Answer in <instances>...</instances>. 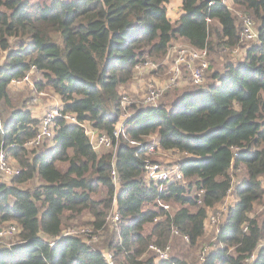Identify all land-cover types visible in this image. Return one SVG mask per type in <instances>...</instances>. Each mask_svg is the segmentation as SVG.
<instances>
[{
    "label": "trees",
    "instance_id": "trees-1",
    "mask_svg": "<svg viewBox=\"0 0 264 264\" xmlns=\"http://www.w3.org/2000/svg\"><path fill=\"white\" fill-rule=\"evenodd\" d=\"M169 2L0 0V152L20 168L10 184L0 182V231L10 221L19 229L15 243L0 247V264H108L101 250L112 251L115 264H190L178 254L156 261L148 246L176 237L192 247L209 210L233 188L231 168L244 178L204 264H246L253 252L250 264H264V218L251 215L264 199V0H231L256 23L257 38L245 40L241 60L224 63L201 85L190 82L169 102L122 108L135 67L162 61L175 41L206 48L207 61L210 51L243 45L242 26L239 32L219 0H181L177 20L168 18ZM27 75L35 92L53 93L60 112L76 121L57 119L50 145L25 146L39 118L11 81ZM124 110V133L114 139ZM83 124L113 146L94 149ZM150 147L177 156L180 179L149 180L146 164L157 163ZM114 202L118 231L103 227ZM85 215L89 227L102 230L101 246L62 235Z\"/></svg>",
    "mask_w": 264,
    "mask_h": 264
},
{
    "label": "built area",
    "instance_id": "built-area-1",
    "mask_svg": "<svg viewBox=\"0 0 264 264\" xmlns=\"http://www.w3.org/2000/svg\"><path fill=\"white\" fill-rule=\"evenodd\" d=\"M228 1L230 0H219L221 4H223L225 7L228 4ZM230 4V3H229ZM230 7V5H229ZM226 8L228 11H230V8ZM241 18L243 21L242 24V36L244 39L249 41H254L257 38V31L254 28V22L251 19V17L241 14ZM174 58H173V64L171 65L169 69V77L164 82V84L160 86H149L145 92V96L143 98L144 103L155 105L157 100L160 96L163 95L164 91L166 89L173 88L176 86L180 80L181 74H182V66H186L189 69L190 74V82L194 85H201L205 82V72L208 68V61H207V50L206 48L202 49H195L189 45L183 46V47H174ZM144 66H147L149 68H154L155 65L151 62H145L144 64L137 65L135 67L136 69L143 68ZM11 83L18 87L17 85H20L22 83L23 85H26L29 83L28 75L25 76L21 80H12ZM129 99L128 97L123 96L121 99V107L125 108L128 104ZM129 114V113H128ZM124 119L127 116V114H123ZM58 118L65 119L69 121L71 124L75 123V118L72 115H66L64 116L60 109H51L47 112H45L42 117L39 119V124L37 126V131L34 137L27 141L26 144H30V147H37L43 143V141L52 138L54 134V126L55 122ZM123 119V120H124ZM123 120H120L121 123L117 122L116 125L113 128V136L114 139H117L121 134L124 133L122 126H123ZM86 136L89 138L90 143L94 149L99 148H110L113 146V139L110 138L105 133H99L94 128L90 127L87 124L82 125ZM130 143L133 144L135 147H143V143L131 141ZM153 150L152 147L148 149L149 152ZM145 174L149 178V180L153 181H166L171 179L170 171L166 170L161 167L158 163H151L148 162L145 167ZM13 171L15 173L20 172V168L11 165L5 158L4 152H0V176H8ZM16 174V175H17ZM173 176L175 179L181 178V173L178 171L177 168L173 169ZM110 180L112 184L115 187V193L120 190V180L119 176L117 174V171L113 167L110 173ZM229 193V191H228ZM227 193V194H228ZM165 209L168 208V205H162ZM217 223V217L214 215H209L204 223V230H206L208 227H212ZM120 224V214L117 210L116 202L113 203L111 209L108 211V213L105 216L104 225L103 227L106 229L108 228L111 231H118ZM18 226L15 223H10L7 228L0 231V237L2 236H10L12 237L15 235V233L18 232ZM218 232V230H217ZM89 233V234H88ZM172 235H179V232L176 229H172ZM63 236L71 235V236H77L82 237L84 235H88L86 238H83L86 242H98L102 239V230H91L85 227L76 226L71 227L62 233ZM182 237L185 240H188L187 236L182 235ZM264 244V242H262ZM215 244L207 245L203 247L202 252L199 256V264H204L206 255L209 251L213 250ZM148 250L152 251L156 254L155 260H166L169 258V254L171 251V246L169 243H167L163 247H159L155 244H150L148 246ZM103 257L105 261L108 264H115L113 259V252L109 250H101ZM255 252H253L246 260V264H250L254 258Z\"/></svg>",
    "mask_w": 264,
    "mask_h": 264
},
{
    "label": "rangeland",
    "instance_id": "rangeland-1",
    "mask_svg": "<svg viewBox=\"0 0 264 264\" xmlns=\"http://www.w3.org/2000/svg\"><path fill=\"white\" fill-rule=\"evenodd\" d=\"M175 2L177 3V0H170V3L172 5H174ZM230 5L231 6L229 7V1H228L226 8L229 7L230 8L229 12L233 13L235 18H237L236 24H237L239 32H240V27L243 24V21L241 18V14L243 12L242 13L237 12V10L234 8L233 4H230ZM167 6L169 7V3L167 4ZM181 12H182L181 6L176 5L175 9L170 8V10L167 12V15H168V18L170 20H177L180 17ZM255 24H254V28L256 29ZM245 40L246 39H244V37L242 36V33H241L239 41L243 42V45L239 44L233 48L225 47V49H219V50L216 49L215 51H210L209 57H208L209 67H208L207 72L205 73V79L207 77V80L209 81V77L212 75V73H214L216 70H220L224 63L237 62L238 60H241L243 57V52H244L246 46H248V42H246ZM251 42L252 41H250L249 43H251ZM244 43H247V44H244ZM186 45H187V43H185V42L175 41L171 45L172 48L169 49L167 56L162 61L156 62V61L148 60V61L154 63V65H155L154 68L151 69L147 66H144L143 68L134 70L133 78L131 79L130 84H128V86H126V88L123 89L122 95L125 97H128V99H129V102L126 105V107L128 105L130 107L131 106H138V105H141V106L150 105V104L144 103V100H143L147 88L149 86H160V85L164 84V82L169 77V69H170L171 65L173 64V58H174L173 48L177 47V46L183 47ZM29 78L33 82L34 80L38 79V76L36 73H30ZM31 81H30V83L23 85V86L21 83L20 85H17L18 87H13V89H11V90L14 91V93H18V94H22V95L31 97L32 104H31V102L29 104L32 107H34L35 109H37L40 106L41 109H45V112H47L51 109H59L60 108L61 104L55 103V102H57V98L54 96L53 93H50V92L37 93V92H35L34 88H32V82ZM189 86H190L189 69L183 65L182 66V74H181V77H180L178 84L176 86H174L173 88L166 89L167 91L166 90L165 91L169 92V93H167L165 95L166 92L164 91L165 93L162 96H160L159 99L157 100V102H156L157 105L161 101H163V102L171 101L179 91H181L182 89L187 88ZM40 94H42V95H40ZM35 111H37V110H35ZM128 111H130V109ZM131 111H132V109H131ZM125 113H126V110H124V112H122V114L120 115V118L118 120L119 123H121L120 120L124 119L123 114H125ZM41 117L42 116H40L39 119ZM58 119H60V118H58ZM65 121H67V120H65ZM51 139L52 138L43 141V143H41V145L42 146L48 145V144L50 145ZM149 140L151 141V139H149ZM25 146L28 148V147H30V144H26V142H25ZM150 157H151L150 158L151 160L160 164L162 166V168L169 170L171 177H174L173 176L174 175L173 169L175 166V161L177 159L176 155L172 154L171 152H162L159 150L156 151V149H154L153 153L151 152ZM8 160H9L11 165L12 164L16 165V160L14 157L9 156ZM230 170H231V174H232L233 188H231L229 193L223 198V200L220 203L216 204L208 212L209 215H214L217 217V223L215 225H213L212 227H208L204 231L203 236L200 237L192 247H189V245L184 244L181 240L178 241L176 239V237L170 238L168 243L171 246V252H170L171 255L178 254V255H181L190 264H199V256L203 250V247L207 246V245H212L214 243L217 230L219 229V225L221 224V221L224 219V214L228 210L229 206L232 205L236 200V192H235L234 186L238 185V183L244 178L242 169L236 170L235 168H231ZM16 174L17 173H15V171H13L8 176H4V177L1 176L0 182L10 184L11 181L13 180V178L16 176ZM262 186L264 187V180H262ZM251 215H256L260 219L264 218V199H262L259 202L254 203L253 212L251 213ZM90 220H91L90 216L85 215V216H82L80 219H74V220L70 221V224L74 227L81 226V227H85V228L92 230V228L87 225V223ZM12 222L13 221L4 222V223L10 224ZM16 236H17V234L13 235L12 237H10L6 240H4L3 244L0 245V247L2 248V247H5L7 245H10L11 243H15L17 241ZM87 236L88 235H84L82 237L86 238ZM172 236H175V235H172ZM178 242L183 243L182 247L181 246L175 247V244ZM92 243H94L93 245L97 244L100 246L102 244L101 241L98 243H95V241H92Z\"/></svg>",
    "mask_w": 264,
    "mask_h": 264
},
{
    "label": "crops",
    "instance_id": "crops-1",
    "mask_svg": "<svg viewBox=\"0 0 264 264\" xmlns=\"http://www.w3.org/2000/svg\"><path fill=\"white\" fill-rule=\"evenodd\" d=\"M229 3L232 4L231 0L229 1ZM230 4H229V5H230ZM176 5L181 6V0H177V3L175 2L174 5H172V4L169 2L168 11L170 10V8L175 9ZM230 6H231V5H230ZM173 7H174V8H173ZM181 14H182V12H181ZM251 19H252V18H251ZM129 87H130V86H129ZM40 95H42V94H40ZM56 98H57V97H56ZM55 103H56V104H57V103L60 104L58 98H57V102H55ZM33 108H34V107H32V106L29 107V109L31 110L33 116H34L35 118H37V119H38L40 116H42V114L45 112V109H41L40 106H39L37 109H35V108L33 109ZM35 110H37V111H35Z\"/></svg>",
    "mask_w": 264,
    "mask_h": 264
}]
</instances>
